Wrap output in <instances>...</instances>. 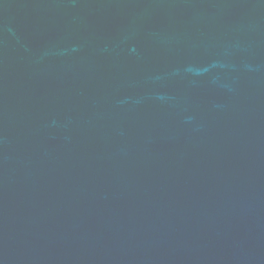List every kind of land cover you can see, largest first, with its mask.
Masks as SVG:
<instances>
[{"label": "water", "instance_id": "water-1", "mask_svg": "<svg viewBox=\"0 0 264 264\" xmlns=\"http://www.w3.org/2000/svg\"><path fill=\"white\" fill-rule=\"evenodd\" d=\"M0 264H264V0H0Z\"/></svg>", "mask_w": 264, "mask_h": 264}]
</instances>
